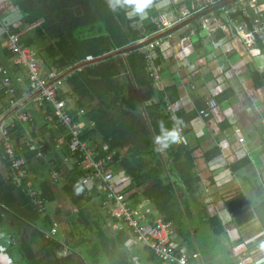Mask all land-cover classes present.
<instances>
[{
    "label": "crops",
    "instance_id": "crops-1",
    "mask_svg": "<svg viewBox=\"0 0 264 264\" xmlns=\"http://www.w3.org/2000/svg\"><path fill=\"white\" fill-rule=\"evenodd\" d=\"M199 2L200 0H153L146 19L127 18L131 21L133 30L143 31L145 26L154 25L149 20L150 16L165 14L164 20L173 23L180 17L181 11H197L193 7L201 5ZM227 5L230 6L231 3ZM0 6L2 25L21 33L23 44L37 52L42 62L43 58L51 62L53 59L47 48L49 40L41 37L42 25L26 30V25L30 24L28 17L21 13L12 0H0ZM190 17L163 27L161 31L157 30L149 38L145 35L142 47L137 49L138 53L145 56L144 46L153 39H161V43L155 48V65L158 66L160 75L156 87H153L146 60L148 77L138 75L136 78L126 66L129 51L136 48L130 46L111 51L102 58L103 61L111 58L114 63L120 61L125 64V68L111 78V94H119V100H116H121L119 105L110 111L107 106L110 102L98 94L97 90H83V96L76 93L69 81L71 77L64 85L65 95L70 103L71 114L82 129L83 137L107 143L108 151L113 155L116 151L109 150L110 138H104L98 132L89 135L95 126L91 117L102 114L104 117L114 118L116 112L131 107L125 103L132 102L135 113L140 116L139 121L152 139L155 135L152 133L149 115L153 106L159 105V113L171 121L172 117L179 118L183 122L184 142L181 144L190 151L193 173L198 184L192 194L186 192L180 181V185L175 187L180 210L184 212L181 214L185 216L190 213V219L182 218L187 230L184 236L173 226L172 241L193 264H236L239 256L252 264H264V249L260 247L261 242H264V76L257 71L256 60L238 37L220 30L213 34L207 33L198 26V21L196 26L193 23L185 24ZM191 27L196 30L193 35L189 33ZM218 40L221 47L215 48L212 43ZM4 43L5 37L0 28V63L12 75L24 76L25 71L14 67L13 58L5 50ZM255 47L264 52V43L259 40ZM226 49L230 50L226 52ZM43 65L47 69L51 66L59 68L53 64L46 66L44 62ZM76 73L78 72L73 75ZM218 78L222 79L220 85L217 84ZM18 93L23 95L25 89H19ZM106 98L109 99L108 96ZM207 98L215 100L217 109L208 119H204L198 112L205 107ZM5 108V99L0 95V114H3ZM28 110L32 119L33 139L50 147L46 151V159L41 163L32 150L24 149V157L29 152L33 153L29 174L40 196L42 192L48 198V208L40 221L37 216L29 215L31 208L27 203L25 205L22 190L19 191L9 181L8 169L0 161V198L3 201V206L0 205L3 220L0 233H3V239L7 243H10V239L13 240V248H10L11 244L3 245L7 248L3 252V259L8 256L9 249L10 253L15 252L16 257L13 255V258L20 259L17 264H21L17 246L24 240H31L30 248L39 263L158 264L156 259L151 260L145 246L135 242L130 236L128 238L110 231L112 220L100 207L102 197L97 185L80 184L75 172L61 166L60 153L54 149L56 134L46 128L38 110L32 106ZM21 113H24L22 108H13L6 117ZM24 126H20L19 132ZM138 128L139 132L142 131L141 126ZM18 137L21 138L22 135L18 134ZM160 157L163 172L170 179L169 182L179 180L177 175L168 174V168L173 164L166 152H160ZM47 160H53L55 167L63 173L61 182L51 181ZM112 172L118 190L125 195L131 206L147 201L150 217L165 219L144 195L153 181L133 187L114 160ZM78 185L83 187L86 196H90L89 201L82 193L77 194ZM182 204L187 205L186 210ZM31 217L35 221L30 222ZM38 225L57 230L58 238L54 237L55 233L50 241L43 239L38 242ZM76 226L79 227L77 233L80 241L73 237L70 243L64 245L66 235H70ZM42 241L45 242L42 246L43 253L40 252V258H37L36 247ZM54 244L60 246L55 247ZM70 254L72 258H67ZM0 259L2 261L1 257Z\"/></svg>",
    "mask_w": 264,
    "mask_h": 264
},
{
    "label": "built area",
    "instance_id": "built-area-1",
    "mask_svg": "<svg viewBox=\"0 0 264 264\" xmlns=\"http://www.w3.org/2000/svg\"><path fill=\"white\" fill-rule=\"evenodd\" d=\"M205 1L204 7L199 10L214 4V0ZM194 12L181 11L180 17L173 23L164 20L165 14L150 16L149 20L161 31L163 27L180 22ZM42 24L43 20L38 19L27 24L25 29H33ZM198 24L207 33L213 34L220 30L238 37L256 60L257 71L264 76V52L255 47L257 40L264 43V0H236L230 6H221L215 12L202 15L198 19ZM0 28L5 37V50L12 56L14 67L25 71L24 76L12 75L9 69L0 63V95L4 97L6 105L5 111L0 114V161L6 165L11 183L22 190L27 199V206L36 215L43 216L47 205L30 177V167L24 157L25 148L32 150L39 161H44L47 157L48 149L45 143H37L32 137V119L28 110V107L32 106L41 113L46 128L56 134L54 149L60 153L61 166L75 172L80 184L95 183L99 188L102 197L100 207L112 220L109 225L112 233H127L132 240L145 246L159 264H193L172 241L174 229L171 222L162 217H150L147 201L138 206H131L128 203L125 195L118 190L112 172L113 153L108 151L107 143L97 139H85L79 123L71 114L64 85L73 73L80 72L82 64L94 62L96 58L86 56L72 66L63 68L51 66L47 69L37 52L23 44L21 33L3 26L1 20ZM190 29V35H193L196 30L194 27ZM160 43L161 39H153L144 46V58L153 87L160 81L159 68L155 65L157 58L155 48ZM212 44L215 48L221 47L219 40ZM221 83L222 79L218 78L217 84ZM19 89H25V93L20 95ZM13 108L16 110L22 108L24 113L11 115L12 118L6 117ZM216 109L215 100L207 98L205 107L199 110L198 114L208 119ZM23 124L25 126L19 132ZM235 132L238 133V130ZM18 134L22 137H18ZM47 161L51 181L61 182L63 173L55 167L53 160ZM54 234L55 229L52 228L48 234H42V237L44 240H51ZM0 240H4L3 233H0ZM5 244L9 246L10 243L6 241ZM1 245V251L6 252L7 248ZM236 264L252 263L239 256Z\"/></svg>",
    "mask_w": 264,
    "mask_h": 264
},
{
    "label": "trees",
    "instance_id": "trees-1",
    "mask_svg": "<svg viewBox=\"0 0 264 264\" xmlns=\"http://www.w3.org/2000/svg\"><path fill=\"white\" fill-rule=\"evenodd\" d=\"M12 1L21 13L27 15L30 23L38 19H43L42 30L40 32L42 38L49 40L47 48L50 50V58L53 59L51 60V64L63 68L74 62H81L86 56L96 58L89 66H83L86 63L82 64L83 67L80 72L71 76L69 81L76 93L83 96V90H97L96 92L98 94H101L105 100L110 102L107 104L110 111L113 107L119 105L121 100L116 101L119 100L117 98L119 94H111V78L118 75L120 70L125 68V64L120 61L114 63L111 58L104 59L103 61L102 58L111 51L130 46H136V48L129 51L126 66L134 77L137 78L138 75L148 77L144 56L138 53L137 49L138 47H142L141 43L144 41L145 35H148L147 38H149L157 31L154 25L145 26L143 31L133 30L130 26L131 21L124 12L110 11L107 7L106 0ZM228 1L214 0V4L206 7V9L195 11L193 16L185 24L193 23L196 26V22L202 15L219 10L221 6H226ZM64 35L72 38L69 46L62 40ZM52 40H55V43L50 42ZM99 86L102 87L100 88ZM107 96L109 99L106 98ZM125 104L131 107L116 112L114 118L104 117L102 114L93 118L91 117V119H94L95 126L89 132V135L98 132L104 138L111 139L109 150L116 151L113 155V160L119 165L124 173V177L129 180L133 187L143 186L149 181L154 182L145 191L144 195L151 200L155 209L165 217V220L172 222L179 234L184 236L187 230L182 218L187 217L190 219V213L182 216L181 212L183 211L180 210L175 187L181 183L189 194L196 191L195 185L198 184V180L193 173V160L190 151L182 144L166 151L168 158L171 159L173 164V166L168 168V174L171 176L177 175L179 178V180L170 183V179L163 172L160 152L154 150L153 139L149 137L150 135L147 129L143 128L142 122L139 121L140 116L137 115V112L135 113L134 104L132 102ZM153 107L149 115V120L152 133L156 136L159 134V121H163L167 128L172 127V121L167 116L159 113V105ZM75 120L77 121L76 118ZM139 126H141L143 132L138 131ZM48 148L50 149V147ZM32 158L33 153L29 152L25 157L28 165ZM4 166L6 167L5 164ZM56 168L59 169L58 167ZM9 181H11L10 177ZM78 188L80 189V193L85 197L86 195L82 190L83 187L78 185ZM18 190L20 191L21 189L18 188ZM40 197L49 201L42 192ZM23 199L26 205L27 199L25 196ZM86 199L89 201L90 196H86ZM0 205L3 206L1 198ZM182 206L185 210L187 209V205L182 204ZM1 211H3L2 208ZM29 211V215L37 216L32 209ZM33 221L35 219L31 217L30 222ZM2 222L3 220L0 214V224ZM120 234L129 238V235L125 232ZM38 235L42 237L41 232ZM30 241L24 240L17 246L22 259L21 264H45L36 262L30 248ZM54 246L59 247L60 245L54 244ZM67 258H72L71 254ZM150 258L151 260L155 259L152 255ZM49 264H54V262H49Z\"/></svg>",
    "mask_w": 264,
    "mask_h": 264
},
{
    "label": "clouds",
    "instance_id": "clouds-1",
    "mask_svg": "<svg viewBox=\"0 0 264 264\" xmlns=\"http://www.w3.org/2000/svg\"><path fill=\"white\" fill-rule=\"evenodd\" d=\"M107 7L112 12L123 11L129 18L144 20L148 16L149 9L153 6V0H106ZM159 134L153 138L154 150L166 152L184 142L182 135L183 122L177 117H172V127L167 128L163 121L158 122ZM79 194L80 189H76ZM260 247L264 249V242Z\"/></svg>",
    "mask_w": 264,
    "mask_h": 264
},
{
    "label": "rangeland",
    "instance_id": "rangeland-1",
    "mask_svg": "<svg viewBox=\"0 0 264 264\" xmlns=\"http://www.w3.org/2000/svg\"><path fill=\"white\" fill-rule=\"evenodd\" d=\"M202 0H200V4L201 5H198V6H194L193 8L195 9V10H199V9H201V8H203L204 7V5H205V2L203 1L202 3ZM1 11L2 10H0V14H1ZM1 19H2V17H1ZM62 40L69 46V44H71V42H72V38L70 37V36H68V35H64V37L62 38ZM51 42H54L55 43V40H52ZM44 53V52H43ZM41 56V55H40ZM42 58V57H41ZM43 60V62H44V64L46 65V66H49L50 64H51V62L50 61H48V60H44V58L42 59ZM76 62H74V63H72L71 65H73V64H75ZM69 64V63H68ZM86 104H88V101H86ZM47 208H48V206H46V211H47ZM46 213V212H45ZM74 214V213H73ZM45 215V214H44ZM43 215V216H44ZM43 216H40V215H37V218L39 219V221L42 219V217ZM38 229H39V231L42 233V234H48L49 233V228L48 227H45V228H43V227H41V226H39L38 225ZM79 230V227H77L76 226V229H74L73 230V232L70 234V235H66V238H65V241H63L64 242V245H67V242L68 243H70V240H73V237H75V240L76 241H80V236L78 235V233H77V231ZM76 231V232H75ZM55 236L54 237H56V238H58V232H57V230H55ZM74 233H75V235H74ZM84 233V232H83ZM88 235V234H87ZM52 236V237H53ZM40 240H38V242L39 241H41V240H43V237H41V235L40 236H37ZM44 241H50V240H44ZM44 241H42V242H40V243H38L37 244V247H36V253H37V258H40V252L41 253H43V247L42 246H44L45 245V242ZM9 242H10V248H13V240H9ZM0 243L1 244H3V245H5V243H6V241L5 240H0ZM0 244V257L2 258V261H1V259H0V264H7V262H15L16 264L17 263H19V261H20V259L17 257V258H13V255H15V252H9V249L7 250L8 252V256H4V259H3V252L1 251V248H2V245ZM38 249H39V251H38ZM15 257H16V255H15ZM77 259V262L79 261V258L77 257L76 258Z\"/></svg>",
    "mask_w": 264,
    "mask_h": 264
},
{
    "label": "water",
    "instance_id": "water-1",
    "mask_svg": "<svg viewBox=\"0 0 264 264\" xmlns=\"http://www.w3.org/2000/svg\"><path fill=\"white\" fill-rule=\"evenodd\" d=\"M234 1H236V0H229L228 3H232V2H234Z\"/></svg>",
    "mask_w": 264,
    "mask_h": 264
}]
</instances>
